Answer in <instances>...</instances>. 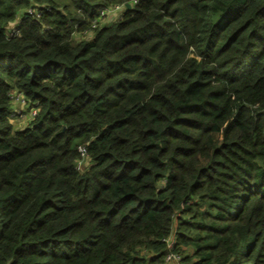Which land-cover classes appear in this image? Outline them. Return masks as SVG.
<instances>
[{
	"label": "trees",
	"instance_id": "1",
	"mask_svg": "<svg viewBox=\"0 0 264 264\" xmlns=\"http://www.w3.org/2000/svg\"><path fill=\"white\" fill-rule=\"evenodd\" d=\"M169 251L264 264V0H0V264Z\"/></svg>",
	"mask_w": 264,
	"mask_h": 264
},
{
	"label": "rangeland",
	"instance_id": "2",
	"mask_svg": "<svg viewBox=\"0 0 264 264\" xmlns=\"http://www.w3.org/2000/svg\"><path fill=\"white\" fill-rule=\"evenodd\" d=\"M111 7L112 6H110L108 8L111 9ZM120 13H121V10H112V9L109 10L107 12V14L102 19H100V21H98V25H101L105 22L114 21L117 17H119ZM78 35L80 36L81 34H76V36H78ZM82 36H86V34H84ZM12 109L15 111V113H13V112L10 113V115H11L10 121H11L14 128H20V127L25 126L29 123L31 115H30L29 109L27 108V106H25V104L15 100V101H13ZM85 164H87V163L85 161L83 163V161H82L80 163L81 168L83 166H85ZM183 262L174 260V261H169L167 264H186L185 262L184 263Z\"/></svg>",
	"mask_w": 264,
	"mask_h": 264
},
{
	"label": "built area",
	"instance_id": "3",
	"mask_svg": "<svg viewBox=\"0 0 264 264\" xmlns=\"http://www.w3.org/2000/svg\"><path fill=\"white\" fill-rule=\"evenodd\" d=\"M124 4L122 5H113L111 7L112 10H122ZM109 8H103L101 9L97 15L92 19V23H91V27L94 28L98 25V21H100V19H102L109 10H111ZM39 13V12H38ZM11 99L12 101H19V102H22L24 104V99H23V96L20 92L14 90L11 92ZM35 109H31L30 110V115L33 116L35 114ZM167 242V245L170 247L172 245V242H171V239L167 238L165 240ZM174 260H177L179 261L180 260V256L177 254V253H174L172 251H169L166 256H165V262L168 263L169 261H174Z\"/></svg>",
	"mask_w": 264,
	"mask_h": 264
},
{
	"label": "water",
	"instance_id": "4",
	"mask_svg": "<svg viewBox=\"0 0 264 264\" xmlns=\"http://www.w3.org/2000/svg\"><path fill=\"white\" fill-rule=\"evenodd\" d=\"M124 6H125L126 8H129L131 5H130L129 2H126V3L124 4Z\"/></svg>",
	"mask_w": 264,
	"mask_h": 264
}]
</instances>
